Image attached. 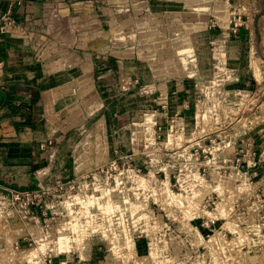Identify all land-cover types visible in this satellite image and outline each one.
Wrapping results in <instances>:
<instances>
[{
	"label": "rangeland",
	"instance_id": "374dc122",
	"mask_svg": "<svg viewBox=\"0 0 264 264\" xmlns=\"http://www.w3.org/2000/svg\"><path fill=\"white\" fill-rule=\"evenodd\" d=\"M142 1L125 18L165 12L166 38L142 31L141 57L200 78L191 121L154 119L162 99L121 98L130 125L79 147L46 224L0 228V264H246L264 252V0Z\"/></svg>",
	"mask_w": 264,
	"mask_h": 264
},
{
	"label": "crops",
	"instance_id": "0c3cea01",
	"mask_svg": "<svg viewBox=\"0 0 264 264\" xmlns=\"http://www.w3.org/2000/svg\"><path fill=\"white\" fill-rule=\"evenodd\" d=\"M1 3L18 27L0 31V193L44 189L76 177L78 149L87 147L89 137L106 144L130 125L121 98L156 103L160 96L166 107L153 110L154 119L191 121L200 78L173 75L166 60L141 57L142 31L150 34L148 42L166 38L158 23L165 12L150 6L148 13L143 6L126 19L128 0H108V9L96 0ZM145 17L159 27L141 29ZM221 29L217 25L215 34ZM73 55L81 62L73 65ZM100 70L109 74L97 78ZM64 263L75 264L71 258Z\"/></svg>",
	"mask_w": 264,
	"mask_h": 264
},
{
	"label": "built area",
	"instance_id": "2783aa9c",
	"mask_svg": "<svg viewBox=\"0 0 264 264\" xmlns=\"http://www.w3.org/2000/svg\"><path fill=\"white\" fill-rule=\"evenodd\" d=\"M100 1L101 0H96V2ZM104 1L107 2L108 0ZM1 2L2 0H0V31L7 32L8 28L17 29L18 26H16L13 18H11L10 13L2 9ZM144 11L149 13V8L147 7ZM125 12L127 11L125 10ZM71 60L72 64L76 65L81 62L82 57L73 55ZM108 74V71L103 73V70H100L97 78H105ZM127 86L128 84L125 83L124 88H127ZM158 98L160 99V96H158ZM162 108L164 109L163 106ZM66 185L69 184L58 181L53 186V189L44 188L26 192L13 191L9 195L0 193V228L3 229L5 226L10 232L18 233L22 231L20 229H22L23 224L27 225V223L35 222L34 220L37 222H39L38 220H42V222L46 224L48 221V211L51 209L49 208V202H52L54 198H59V196L54 197L52 194H62V192L66 190ZM67 187L68 189H72V186ZM50 215H52L51 211ZM202 227L206 229L205 223L203 222L200 224L201 230H203ZM201 230L200 232H202ZM0 237H3V240L6 238V236L2 234V230H0ZM252 240H257L255 234H252ZM252 258V260L246 262V264H264V252L261 251L259 256H253Z\"/></svg>",
	"mask_w": 264,
	"mask_h": 264
},
{
	"label": "bare ground",
	"instance_id": "6f19581e",
	"mask_svg": "<svg viewBox=\"0 0 264 264\" xmlns=\"http://www.w3.org/2000/svg\"><path fill=\"white\" fill-rule=\"evenodd\" d=\"M262 19H263V24H262V26L264 27V16L262 17ZM262 26H261V28H262ZM262 29H264V28H262ZM262 31H264V30H262ZM263 33V32H262ZM263 37V36H262ZM263 42H262V44H264V37H263V40H262ZM263 48V47H262ZM199 188V187H198ZM197 191V190H196ZM112 192V191H111ZM194 193V192H193ZM196 193V192H195ZM193 196V195H192ZM193 199V198H192ZM159 202H160V200H159ZM62 240H65V237H62L61 238Z\"/></svg>",
	"mask_w": 264,
	"mask_h": 264
}]
</instances>
